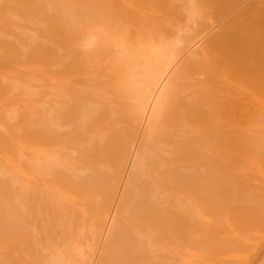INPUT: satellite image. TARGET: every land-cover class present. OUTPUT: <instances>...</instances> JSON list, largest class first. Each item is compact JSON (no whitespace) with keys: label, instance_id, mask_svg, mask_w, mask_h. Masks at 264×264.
<instances>
[{"label":"bare ground","instance_id":"bare-ground-1","mask_svg":"<svg viewBox=\"0 0 264 264\" xmlns=\"http://www.w3.org/2000/svg\"><path fill=\"white\" fill-rule=\"evenodd\" d=\"M223 1L0 0V264L91 263L100 186L150 109L99 264H215L252 234L237 212L264 207V0L171 73Z\"/></svg>","mask_w":264,"mask_h":264},{"label":"rangeland","instance_id":"rangeland-1","mask_svg":"<svg viewBox=\"0 0 264 264\" xmlns=\"http://www.w3.org/2000/svg\"><path fill=\"white\" fill-rule=\"evenodd\" d=\"M260 7L261 5L259 4L258 0H224L219 4V8L223 12L212 18H207L205 21H203V24L199 25V28L205 30L206 32L204 33L203 37L198 40L197 43H194L195 45L193 44L190 46L191 48L189 47V51H185V54L171 70V73L174 72L176 68H178L188 56H190L195 50H197L198 47L203 46L202 44L206 41V39L214 35H218V33H220V36H223L221 38L229 40L234 39L233 42H235L236 35L234 36V34H236V31H233V33L232 30L230 31V33L229 31L228 33L222 32L224 27L229 25L234 17L238 15H242L243 17L245 16V18L249 17L250 15L252 16L255 9H259ZM251 16L249 18H251ZM261 18L257 20L259 24H256L258 26H261L262 31H264V18L262 20ZM194 26L198 28V25L194 24ZM173 32L175 34H189L188 32H182V30ZM224 33H226V35ZM232 34L233 36H231ZM261 35H263L261 37L264 38V32H262ZM50 51L53 52L54 50L52 49ZM262 70L264 71V69ZM13 74V71H11L10 75ZM260 74L259 76H261ZM168 75L170 77L171 74L169 73ZM168 75L165 82L167 81ZM260 81H264V74L262 77H260ZM154 92L155 91L153 90V94ZM158 93L154 96V100L157 98ZM6 101V99H1L0 105H4ZM150 113L151 109L146 112V115L142 119L143 121L139 122L141 125H138L139 127L137 128L139 129H136L133 132L135 134L130 135L131 138H129L128 142L126 143V157L122 166H119L120 168H118L115 165L112 168L113 171L111 170V175H109L111 177L100 186L101 196L95 203L96 206H98L100 212L99 222L96 223L97 227H92L90 230L84 232V236L90 237L89 240H87L88 243H91V241L93 240L96 242L93 243L95 245L94 249H92L93 256L90 264H99L101 262L100 257L102 255V252L104 251V245L107 236L114 226V219L117 218L119 214L121 200L125 195L128 180L132 175V170L136 164V156L139 154V146L141 144L144 131L148 125ZM139 173H142V168H138V174ZM109 191L111 192V194L112 192H115V195L111 197V195H109ZM107 196L111 199L108 200ZM237 213L239 215L240 213L243 215L241 223H243L245 228H252V234H244L235 238L233 237L231 240L225 239L221 243H218V245L216 246V255L214 254L215 264H264V207L255 206L251 209H246L243 206H240ZM126 222L127 220H125V223ZM233 240L234 242L231 243Z\"/></svg>","mask_w":264,"mask_h":264}]
</instances>
